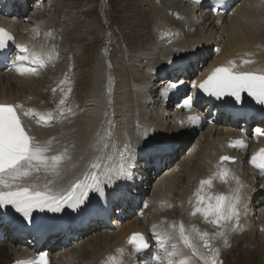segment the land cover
Listing matches in <instances>:
<instances>
[{"label":"bare ground","instance_id":"obj_1","mask_svg":"<svg viewBox=\"0 0 264 264\" xmlns=\"http://www.w3.org/2000/svg\"><path fill=\"white\" fill-rule=\"evenodd\" d=\"M38 1L31 2L35 5ZM154 1L155 4L152 2L151 6L156 7L158 4L160 8V10L155 8V20L159 19L158 27L166 32L165 35L171 36L170 41L165 43L166 36L161 38L158 32L160 40L157 41L151 42V35L139 42L135 38L137 43L134 44L139 47L137 51L134 47L126 48L127 51L123 52L118 48V51L111 50L109 55L96 58L93 72L88 70L90 89L86 100L82 103L83 107L74 109L73 111H77L76 114L60 118L50 108L56 107L59 100H64L66 92L55 93L52 88L57 86V76L70 71L71 65L68 63L61 68L60 64H57L61 58L56 62L60 56V47L57 46L61 43L56 36L57 32L51 39L44 35L47 29L52 30L55 27L50 16L53 6L49 11L47 5L45 10L36 7L32 13L30 12L33 18L31 16L28 18L29 23L31 19L34 21L33 19L37 17L41 21L33 25L26 23H18V25L22 27L21 33L35 37L33 43L35 47H30L29 51L39 52L41 48L44 52L41 56L44 60L43 68L48 71L40 75L42 71L39 70L42 67L36 64L35 73L28 71V77L0 74V100L19 101V106L24 109L31 106L32 109L35 107L41 110L38 118H45L47 129L42 130L40 135L51 149L64 153L66 157V165L69 168L64 181H69L70 177L77 174L72 170L77 162L102 158L101 149L105 151L103 146L110 144L108 148L117 152L119 148L117 146L139 144L142 138L155 132H158L155 138L161 136L158 139L161 140L160 142L163 138L176 139L180 143L179 149L173 155L166 157L167 162L159 171L152 166L154 159L133 158L132 163L129 164L133 167L127 180L129 186L123 189L128 196L136 197L141 195L142 190L148 185L159 179L148 216L167 229L174 227L177 243L174 248L176 255L173 258L188 260L189 264H205L206 259L208 264H212L217 249L218 262L222 261L223 257L227 259L232 256L234 247L231 252L227 250L231 242L247 241L254 244L259 239L264 243V192L262 191L264 187L260 188L262 184L256 181L254 175L245 166L236 168L239 179L234 177L227 182L219 181L216 178L218 170L214 165L221 154L218 142H221L222 136H230V133L223 135L219 129L208 128L195 136V142L190 145L192 137L190 130L178 129L170 118L172 115H166L170 111L165 108L163 102L160 103L155 95L157 89L154 87L158 86L163 91L173 83L182 85L183 82L197 80L207 67L224 63L227 58L237 53L243 55L247 53L248 56L257 58L259 63H264V0H246L232 15L217 20L210 14L195 10L179 0ZM30 3L25 8H31ZM15 8L16 12L20 13L24 7L17 5ZM3 12L4 10L1 11ZM148 33L150 34L149 31ZM173 34L178 36L172 39ZM187 44L195 47L192 51L194 55L188 59L189 67L176 68L178 63L168 68L163 67L165 69L161 67L162 57L168 59L172 49L185 47ZM216 51L218 55L215 54ZM118 52L122 54L119 57ZM27 69L32 68L28 66ZM162 72L167 73L165 78L157 80V83L154 82L153 79L156 77L153 74ZM45 76L49 77L45 78ZM70 81L73 82L74 87L78 85L76 80ZM174 165L176 168L180 167V173L175 174ZM80 170L82 169L77 167V171L82 173ZM209 179L212 183L204 184L201 190V181ZM132 184L135 185V189ZM237 189L241 196L238 221L245 229L242 233H238L232 227L233 223H230L227 229H223L225 235L219 236L217 233L222 229L209 222L213 217L209 216L206 220L203 211L209 204L216 203V197L221 195L231 197L232 193L236 194ZM198 191L199 196L203 197L202 201L197 196ZM197 208L201 211H197ZM119 220L121 222H118ZM181 224L184 234L196 246V256L192 255L191 249L186 248L179 238ZM106 225L105 223L104 226ZM100 227L98 224L84 232H78L77 241L66 247L65 253L58 251L63 254L55 259L54 264H57V261L59 264H123L129 253V250L125 249V241L130 233L139 230L138 217L114 216L112 225L103 229ZM204 232L209 234L211 251L203 246V240L200 238V234ZM6 240L12 242L14 238L8 237ZM15 243L17 244L15 247H18L19 240L16 239ZM11 245L4 243L0 246V264H9L25 252L24 247H20V250L12 248ZM201 256L204 259H201ZM113 257L115 259H112Z\"/></svg>","mask_w":264,"mask_h":264},{"label":"snow or ice","instance_id":"obj_2","mask_svg":"<svg viewBox=\"0 0 264 264\" xmlns=\"http://www.w3.org/2000/svg\"><path fill=\"white\" fill-rule=\"evenodd\" d=\"M194 2L200 3V0H194ZM8 42H14V37L9 35L4 29H0V50L5 49ZM21 52L27 54L28 48L26 46L22 47ZM18 59L20 61L28 60L29 55H21ZM31 61L41 67L44 66V60L41 58L40 53H32ZM248 62L245 61V63ZM233 67H235V64L232 67L216 68L212 75L203 84L199 85V87L204 92L209 95H214L217 98L227 94L235 97L238 101L241 99V93L247 92L248 95L255 97L259 103L264 104V75L257 76L250 73H235L232 71ZM16 70L21 75L25 74V69L23 68L17 67ZM27 71L35 73L36 69L32 68ZM193 87H196V85L193 84ZM60 104L63 105L64 100H61ZM183 106L190 109L191 98H187ZM16 107L22 106L0 104V205H12L17 212L22 213L24 217L30 220L31 212L34 209L43 211L47 208L49 211L58 212L65 203L68 207L75 209L88 200L90 192L97 193L101 197L106 196L104 185H111L117 179L116 175L106 173L105 179L101 180L97 175L90 174V179L77 183L71 190V193L66 196H54L40 191L32 192L28 188L17 187L16 190H12L13 185L29 177L33 171L39 172L41 167L45 172L59 175L58 166L63 159L62 156H53L51 158L45 156L49 148L42 146L34 137L28 134L25 127L22 126V120L16 111ZM64 111L71 110L61 109V116H63ZM24 115H29V112H25ZM49 116L51 117V114ZM198 119V117H190L193 123H196ZM230 146L246 148L242 140L233 141ZM165 147L162 142L156 141L155 139H148L142 151L145 154L151 155L164 151ZM222 160H232L234 162L233 158L227 156L223 157ZM258 160L260 161L259 163H257ZM252 163L255 167L260 168L262 174H264V150L258 156L252 157ZM93 167H97V165H93ZM222 175H227V170ZM211 183V179L201 181V190L204 184L210 185ZM237 183L239 182L237 181ZM118 188L119 186L110 195L116 196L118 194ZM5 189L8 190L5 191ZM197 196L201 201L203 200V197L199 196V191L197 192ZM91 204L92 201H88L89 207ZM240 204L241 196L237 189L236 194L231 197H225L223 195L216 197V203L214 205L209 204L208 208L203 211L206 220L209 216L213 217L209 222L222 229L217 235L224 236L225 232L223 229H227L232 221L238 222L240 216L238 206ZM196 210L201 211L200 208ZM208 237L209 234L207 232L200 234V238L203 240V246L211 251V244ZM179 238L183 241L186 248L191 249L192 255L196 256V246L184 234L182 224L179 230ZM129 244L133 246L136 252H141L149 248L147 241L142 235H133L129 240ZM173 248H176V245H173ZM218 253L219 250L217 249L213 256L212 264H219L216 259ZM46 255V253L41 254L37 259L21 262V264H47ZM172 255H176V253L173 252ZM112 259L115 258L113 257ZM155 259L161 261V264H163V258L161 256L157 255ZM201 259H204V257L201 256ZM167 264H174V262L169 259ZM180 264H189V262L188 260H181ZM205 264H208L206 259Z\"/></svg>","mask_w":264,"mask_h":264},{"label":"rangeland","instance_id":"obj_3","mask_svg":"<svg viewBox=\"0 0 264 264\" xmlns=\"http://www.w3.org/2000/svg\"><path fill=\"white\" fill-rule=\"evenodd\" d=\"M152 2L155 1L48 0L46 2L48 11L53 6L50 16L55 27L52 30L57 32L56 36L61 42V46H57L60 47L61 52V60L57 64L62 68L69 63L71 65L69 74L73 75V79L78 84L74 88L73 104L79 103L82 106L86 100L90 89L89 71L93 72L96 58L107 56L111 50L118 51V48L123 52L134 47L137 51L139 47L134 43H137V40L142 41L148 35L152 36L151 42L159 40L158 32L161 29L158 27L159 19L155 20L154 11L155 8L158 10L160 8L158 4L156 7L151 6ZM117 54L118 57L122 55L119 52ZM156 134L158 132L152 133L151 136ZM233 247L232 256L227 259L223 257L221 264H264V243L259 239L254 244L247 241L231 242L227 250L231 252Z\"/></svg>","mask_w":264,"mask_h":264}]
</instances>
